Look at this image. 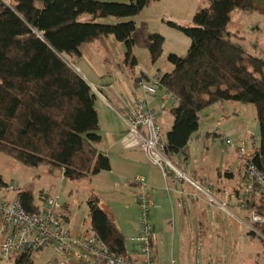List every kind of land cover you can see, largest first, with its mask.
Here are the masks:
<instances>
[{
	"label": "trees",
	"instance_id": "trees-1",
	"mask_svg": "<svg viewBox=\"0 0 264 264\" xmlns=\"http://www.w3.org/2000/svg\"><path fill=\"white\" fill-rule=\"evenodd\" d=\"M150 0H0V152L31 167L60 170L79 180L110 168L100 142L95 95L87 82L60 55L79 56L80 45L99 36H112L126 48L134 44V17ZM191 25L168 21L189 38L184 56L167 55L171 70L156 75L176 102L165 133L167 157L182 152L198 130L199 113L218 102L236 101L255 107L258 147L249 158L264 169V61L227 37L230 13L264 14V0H207ZM87 15L88 19L83 20ZM124 18L115 23L98 19ZM42 34L40 39L37 34ZM163 36L150 33L146 48L152 63L162 54ZM134 62H131V65ZM0 175V186L5 185ZM18 199L28 212L39 207L29 190ZM259 197L247 202L249 214L264 217ZM89 230L113 253H126L122 233L90 194L86 201ZM261 227L263 223L251 222ZM264 247V243H263ZM34 253L13 255L14 264H32Z\"/></svg>",
	"mask_w": 264,
	"mask_h": 264
},
{
	"label": "rangeland",
	"instance_id": "rangeland-1",
	"mask_svg": "<svg viewBox=\"0 0 264 264\" xmlns=\"http://www.w3.org/2000/svg\"><path fill=\"white\" fill-rule=\"evenodd\" d=\"M164 9H171L170 16L163 22L155 24L151 29L163 36L162 54L156 66L160 71H169L172 66L167 61V55L174 53L184 56L189 46V38L181 31L170 26L168 21L172 20L183 25H191L193 14L200 8L207 7V0H181L174 3L171 0L163 1ZM181 7L177 12L175 7ZM198 5V6H197ZM172 17V18H168ZM144 26H140L137 35L144 32ZM227 37L232 41L242 44L248 54L261 58L264 61V14L256 12H245L238 9L230 13L227 24ZM152 31V32H155ZM66 56V55H65ZM65 61L72 66L73 59L67 56ZM218 103L215 111L212 107H206L200 113L199 131L200 137L189 141V148L182 151L181 156H187V168L195 167L196 173L205 177L209 183L197 182L201 190L193 189L195 197L189 202L190 211L185 207V223L176 228L175 238L180 239L181 261L186 264H264V230L253 226L250 214L246 208L241 209L240 202L246 197L243 195L244 181H241L240 167L242 159L238 158L229 149L225 138L231 141H240L237 136L229 134L233 126L242 121L247 124L246 140L253 138L258 140V123L255 118V107L236 101H223ZM232 104H237L239 110H234ZM158 115L157 122L164 134L168 129L166 116L172 115L163 110ZM170 125V124H169ZM259 130V129H258ZM198 131V130H197ZM204 131H212L204 134ZM213 132L216 133L214 138ZM231 136V137H230ZM215 140H214V139ZM191 142V143H190ZM190 153V154H189ZM168 159L177 169L186 173L188 177L195 180L187 171L181 168L175 161ZM244 167V165H243ZM42 166H26L12 157L0 152V175L8 185H16L17 190L9 193L12 198L16 192L29 190L34 196V202L42 207L44 200L48 197L58 196L62 207L57 210L60 217L73 216L75 213H84L83 228H88L86 198L89 187L81 180H68L61 177L58 171L43 177L40 174ZM226 173H232V180L227 178ZM231 181V182H230ZM239 183V196L233 192L225 191L229 183ZM226 183H228L226 185ZM208 190V194H205ZM64 205V206H63ZM179 223V222H178ZM126 245L129 242L125 237ZM178 245V244H177ZM152 250V249H151ZM14 255V254H13ZM13 255L0 264H14ZM174 259L169 257L167 261ZM32 264H61L58 253L52 245H48L39 252L34 253Z\"/></svg>",
	"mask_w": 264,
	"mask_h": 264
},
{
	"label": "crops",
	"instance_id": "crops-1",
	"mask_svg": "<svg viewBox=\"0 0 264 264\" xmlns=\"http://www.w3.org/2000/svg\"><path fill=\"white\" fill-rule=\"evenodd\" d=\"M98 1L127 2L128 0ZM163 1L165 0H150L134 17L136 24L135 30L132 33L134 44L129 58H126V48L124 44L115 40L112 36H99L90 42L83 43L79 47L80 55L68 58L74 60L71 63L72 68L87 82L95 95L98 127L101 137L100 142L97 144V148L108 156L110 162V168L108 170L99 171L79 179L84 181L89 187L87 198L90 194H95L98 197V204L107 215L113 219L123 235L124 242L125 237L127 238L129 247L125 242L126 253L135 257L131 237H133L139 229V208L136 194L140 191L141 186L128 184L127 179L135 176L141 177L145 186L152 189L151 197L153 198V206L150 209L149 219L154 228L151 239L152 259L154 264H168L167 259L169 257L177 260L178 264H186L184 261H181L180 239L178 238V240H176L175 233L180 222L185 223L184 209L186 207V209L190 211L189 202H191V200L193 201L195 197L193 189L196 188L186 179L175 178L173 174L167 177L162 175L159 168L149 161L134 136L128 132L126 122L121 112L123 101L128 103L133 96L146 99L149 107L156 112L157 118L158 115L160 117L162 116L160 113L161 111L166 110L169 112L170 107L176 102L175 99L168 98L163 100L160 98V92L164 91L160 85L156 87L157 92L154 95L145 94L138 85V80L140 79L150 82L149 80L151 78L163 73V71H160L161 67L156 66L160 58L155 63H152L146 48L148 35L153 33L152 31H155L151 28L155 24L163 22L167 16H170L168 15L170 14L169 12H174L170 11V8L164 9V4H161ZM171 1L177 4L181 0ZM200 1L203 2L204 0ZM180 8L181 7L176 5L175 11L177 12ZM82 19H88V16L85 15ZM121 20H124V18L118 19L109 17L98 19V21L103 23H115ZM140 26H144L146 29L138 36L137 31ZM132 61L134 63L131 65ZM218 103H222L221 105L224 106L230 105L229 102V104L223 102ZM218 103L208 106L212 107L213 110H210L211 112L217 109L218 106L216 105ZM232 105L234 110H239L237 104ZM166 118L169 127L165 130V133L170 129L173 121V117L171 118L169 115L166 116ZM248 129V125L241 121L240 124L231 128L229 134L237 136L240 140L239 142H241L246 140L247 137L245 134ZM256 129L259 134V128L257 127ZM165 133L163 135H165ZM203 133L206 135L212 133V131H204ZM200 134L201 132L198 129L190 140L197 137L199 138ZM213 136L214 138L216 137L215 132H213ZM226 138L231 141V138ZM231 142L234 145L231 146L227 144L229 149L233 151L238 158H241L235 147L239 142L234 140ZM188 144L185 149L189 148ZM253 147L257 149L258 140H255L252 136L248 142V149H252ZM181 155H183L182 152H179L172 154L170 157L177 165L181 166V168H187L186 164L189 157ZM41 166L43 170L40 171V174L37 173V175L44 174L43 177H47V175L55 171L49 170L47 166ZM187 169V172L191 174L195 180L188 177L186 173L179 169L178 171L181 172L185 178L194 183L203 182L210 184L208 179L196 173L195 167L191 166ZM56 171L59 172L61 177H64L60 170ZM226 174L227 178L232 180L233 174ZM240 177L241 181H244L243 160L240 167ZM227 184L228 183H226V185ZM238 186L239 183L237 182L229 183L225 191L228 189L233 192L234 195L239 196L237 190ZM229 191L227 192L230 193ZM239 206L241 209H244L241 206V202ZM61 218L73 232L85 234L90 231L88 207L87 230L83 228L85 220L84 213L78 212L73 216H64Z\"/></svg>",
	"mask_w": 264,
	"mask_h": 264
},
{
	"label": "built area",
	"instance_id": "built-area-1",
	"mask_svg": "<svg viewBox=\"0 0 264 264\" xmlns=\"http://www.w3.org/2000/svg\"><path fill=\"white\" fill-rule=\"evenodd\" d=\"M148 81L138 80V85L145 94L154 95L159 85L157 76ZM160 98L175 99L166 91L160 92ZM122 116L128 132L134 136L149 161L159 168L164 177L173 174L175 178L189 181L196 189L202 188L178 171L176 166L164 153L165 139L157 122L156 112L149 107L146 99L133 96L128 103L123 101ZM225 143L234 145L228 138ZM243 160L244 186L243 195L246 197L241 206L246 208L251 203L263 197L264 208V169H259L249 158L256 149H248L247 140L235 145ZM128 184L141 186L136 194L138 215V232L131 237L134 255L128 253H113L100 240L98 235L89 231L85 234L73 232L57 210L62 207L58 196L48 197L42 207L36 212H28L21 205L16 192L13 197L9 193L18 189L16 185L0 186V261L8 260L13 254L22 252H39L52 245L58 253L61 264H154L152 259L151 239L154 228L149 219L153 206L152 189L145 186L139 176L127 179ZM208 194V190L204 191ZM251 222L263 223L264 217L254 211L250 212ZM212 264V261L210 260ZM168 264H178L170 259ZM195 264H199L196 260Z\"/></svg>",
	"mask_w": 264,
	"mask_h": 264
},
{
	"label": "water",
	"instance_id": "water-1",
	"mask_svg": "<svg viewBox=\"0 0 264 264\" xmlns=\"http://www.w3.org/2000/svg\"><path fill=\"white\" fill-rule=\"evenodd\" d=\"M37 36L40 38V39H42V34H37ZM60 57H62V59L63 58H65L66 56L65 55H60ZM64 61H65V59H63ZM66 63H67V61H65ZM68 65H69V63H67ZM71 68H72V66L71 65H69ZM73 69V68H72Z\"/></svg>",
	"mask_w": 264,
	"mask_h": 264
}]
</instances>
